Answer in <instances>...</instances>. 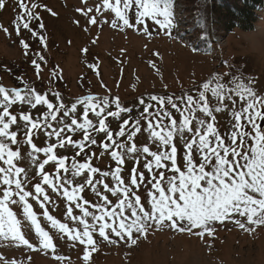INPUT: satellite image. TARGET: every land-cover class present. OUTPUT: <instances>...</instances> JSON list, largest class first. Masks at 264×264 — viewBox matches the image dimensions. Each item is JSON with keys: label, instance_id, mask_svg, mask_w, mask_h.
<instances>
[{"label": "snow or ice", "instance_id": "6c2138e0", "mask_svg": "<svg viewBox=\"0 0 264 264\" xmlns=\"http://www.w3.org/2000/svg\"><path fill=\"white\" fill-rule=\"evenodd\" d=\"M42 6L38 2L26 4L17 0V8L22 10L13 21L17 35L22 26L33 37L38 36V31L30 25L37 22L39 28L44 27L35 11ZM102 6L114 12L113 27L142 29L150 34L146 22L150 21L166 34L173 28L172 0H115V4L103 0ZM6 7V0H0V9ZM89 12L91 9L84 14ZM89 22L97 21L93 18ZM40 40L44 43L42 36ZM20 44L27 55L29 44L23 39ZM36 55L46 64L43 55ZM31 63L37 78L43 80L41 63L36 59ZM59 78V70L53 69L49 87L43 93L29 83L24 84L23 94L20 88L0 86V236L33 248L12 210V206H22L41 247L55 251L54 238L41 227L29 198L39 202L44 209L43 217L62 234L60 238L66 235L84 247L82 259L86 264L97 250L94 234L110 243H116L111 238L115 237L136 245L139 236L165 225L200 238L205 234L214 236L216 222L231 220L244 231H252L251 225L264 226V126H261L264 96L258 95L254 86L237 85L240 100L247 101L237 107L233 99L236 89L230 86L236 81L231 66L228 71L215 72L204 81L195 82L192 88L182 89L180 95L141 94L138 103L142 110L135 115L119 96L89 93L65 101L51 87ZM18 101L33 110L38 106L46 110L35 118L23 112L13 114L10 109ZM226 101L232 107L227 128L222 129L218 114L229 111ZM113 120L118 123V130L111 127ZM39 133L50 141L46 147L33 142ZM78 135L82 138H73ZM140 135L147 137V143L137 144ZM101 136L103 139L99 140ZM53 137L55 140L51 142ZM177 141L183 148L182 160ZM24 145L30 148L26 154ZM94 147L100 149L99 156ZM69 149L74 153L71 157L58 151ZM41 153L45 157L42 162ZM105 155L110 156L115 167L110 164L109 170L102 171L91 161ZM81 156L86 158L85 162L80 161ZM26 158L38 168L31 178L27 168L19 166ZM128 160L134 166L125 178L122 173ZM50 162L55 164L51 175L45 171ZM30 186L34 194L28 190ZM45 186L67 202L66 222L49 214L45 204H54V200ZM89 190L95 202L84 197L83 193ZM76 210L79 214H74ZM68 222L75 227H70ZM3 264H17V261L4 260Z\"/></svg>", "mask_w": 264, "mask_h": 264}, {"label": "rangeland", "instance_id": "374dc122", "mask_svg": "<svg viewBox=\"0 0 264 264\" xmlns=\"http://www.w3.org/2000/svg\"><path fill=\"white\" fill-rule=\"evenodd\" d=\"M193 1L181 0L176 6L173 4V28L169 34L165 30L158 31V26L150 21L146 22L151 32L146 34L142 29L113 27L115 14L103 8V0H24L26 4L38 2L43 5L35 11L40 15L39 23H43L44 27L39 28L38 23L33 22L30 26L38 31V36L33 37L22 26L17 35L13 21L18 11L22 10L17 8V0H6L7 7L0 9V86L20 88L23 94L24 84L29 83L43 93L49 87L50 72L58 69L61 78L55 79L51 87L53 91H59L65 101L89 93L119 96L126 106L133 109L135 115L142 110L138 103L141 94L145 97L148 94L180 95L182 89L192 88L195 82L204 81L212 73L228 71L231 66L236 81L230 86L236 89L233 99L237 107L247 102L240 100L241 93L237 85L254 86L257 94L264 96V9L254 30L247 32L235 29L226 33L219 28L217 39L220 46L213 44L210 38L204 40L200 36L198 42L201 46L192 48L185 44V30L196 25V19L203 18L202 11L210 13L213 5H216H212L213 0H205L206 6L198 10ZM109 2L115 4V0ZM89 9L91 12L85 15ZM93 18L97 21L95 24L89 22ZM219 19L215 23L217 26ZM4 28L8 31H3ZM41 36L44 43H41ZM21 39L30 46L27 55L20 44ZM36 53L45 57L46 64L39 61ZM33 59L41 63L43 80L36 76L31 63ZM48 95L54 101L51 93ZM225 103L229 105V111L218 114L222 129L227 128L232 107L230 102ZM45 110L44 106L33 110L28 105H21L19 101L10 109L13 114L23 112L33 118L42 115ZM111 127L118 130V123L111 121ZM23 131L21 122V136ZM73 138L80 139L82 135ZM98 139L102 140L103 137ZM54 140L53 137L51 142ZM33 142L38 147H46L50 141L43 133H39L33 137ZM136 142L143 145L147 143V137L140 135ZM177 146L182 160L183 148L179 141ZM23 147L25 154L30 151L29 146ZM58 151L69 157L74 154L71 149L68 152ZM93 151L99 156L100 149L94 147ZM88 154L91 155V152ZM43 159L45 157L41 153L39 160L42 162ZM79 159L85 162L86 158L81 156ZM91 163L104 171L109 170L108 166L114 162L110 156L105 155ZM131 163L132 160L127 161L122 173L125 178L130 176ZM19 166L27 168L30 178L38 170L27 158ZM45 171L51 175L55 171L54 162L46 165ZM45 189L54 200V204H45L49 214L60 222H66L64 214L67 202L62 197L58 198V194L51 193L47 186ZM28 190L34 194L31 186ZM83 194L90 202H95L96 198L90 190ZM29 203L41 227L53 236L55 251L41 247L38 234L23 214V207L12 206L21 221V231L33 248L19 244L11 237L0 236V257L3 258L0 264L4 260H15L17 264H86L82 259L84 247L69 240L66 235L60 238L62 234L53 229L51 223L43 217L44 209L39 202L29 198ZM74 214H79V211L76 210ZM68 223L70 227H75L71 222ZM213 226L214 236L205 234L203 238L166 225L153 227L146 235L138 237L136 245L115 237L111 238L116 239V243H110L94 234L97 250L91 253L88 264H264V226L251 225L252 231H244L231 220L216 222ZM56 256L66 259L58 261Z\"/></svg>", "mask_w": 264, "mask_h": 264}, {"label": "trees", "instance_id": "16d2710c", "mask_svg": "<svg viewBox=\"0 0 264 264\" xmlns=\"http://www.w3.org/2000/svg\"><path fill=\"white\" fill-rule=\"evenodd\" d=\"M181 0H172L178 2ZM216 5L209 13L202 11L203 18L206 25H211L214 31L221 28L226 33H231L233 30L238 29L241 31H252L255 25L260 20L261 10L264 8V0H213ZM193 2L196 9L206 6L205 0H194ZM220 18V19H219ZM218 21V26L215 25ZM220 20L223 23H219Z\"/></svg>", "mask_w": 264, "mask_h": 264}, {"label": "water", "instance_id": "95a60500", "mask_svg": "<svg viewBox=\"0 0 264 264\" xmlns=\"http://www.w3.org/2000/svg\"><path fill=\"white\" fill-rule=\"evenodd\" d=\"M261 126H264V122H261Z\"/></svg>", "mask_w": 264, "mask_h": 264}]
</instances>
